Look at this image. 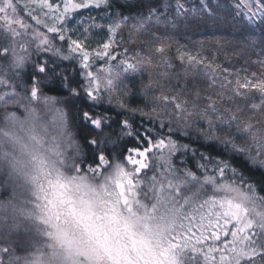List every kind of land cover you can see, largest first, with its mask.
<instances>
[{
    "label": "snow or ice",
    "instance_id": "6c2138e0",
    "mask_svg": "<svg viewBox=\"0 0 264 264\" xmlns=\"http://www.w3.org/2000/svg\"><path fill=\"white\" fill-rule=\"evenodd\" d=\"M111 7L0 0V264H264V40L255 61L234 53L237 66L187 45L173 56L159 25L141 23L165 80L140 86L144 111L129 106L128 73L153 58L118 51L128 17L90 14ZM196 7L186 24L264 33V0H174L148 14ZM171 69L199 80L191 98L171 90ZM193 135L220 151L179 138Z\"/></svg>",
    "mask_w": 264,
    "mask_h": 264
},
{
    "label": "rangeland",
    "instance_id": "374dc122",
    "mask_svg": "<svg viewBox=\"0 0 264 264\" xmlns=\"http://www.w3.org/2000/svg\"><path fill=\"white\" fill-rule=\"evenodd\" d=\"M123 1H133V0H123ZM135 1V0H134ZM200 1V0H199ZM169 2L172 3L173 1L169 0H163L157 3V5ZM189 2L190 6H193V3L195 4V0H187V3ZM156 5V6H157ZM153 7V6H152ZM171 11V10H170ZM89 12L85 10V15H88ZM90 14L92 16H96L99 18L100 23H108L107 17L111 16L113 19H119L122 17L119 13H114L110 9L105 11L100 9H93L91 10ZM188 14V16H187ZM196 13L194 11H190L186 13L183 17H177L170 15L168 19H165L164 17H156V16H149V14L144 19H138L133 20L128 18V21L126 25L120 30L117 39L123 40V43L121 46L124 45V47H127L129 49V55H136L139 54L140 57H146V56H152L153 58V64L152 65H146L142 72L140 73H132L131 71L128 73V76L130 78V84L132 81H135L136 79L139 80L141 85H147L152 81L159 80L160 83H165V80L160 76V73L163 71L161 67H158L157 64L160 61V56L155 52V46L156 43L153 41L152 47L148 48L146 47L142 41L149 38V34L147 32L141 31L140 33H136L134 30L136 28L140 27L141 23H149V24H158V34L163 37V39L171 44L172 51L171 55L174 56L175 54V47L177 45H187V47L192 51H199L203 50V53L208 56L216 55L218 62L220 63H226L227 60L225 56L218 50V46H220L219 37L211 35L208 37H197V33L201 30V34L204 35H210L212 32H218L222 26H218L215 23L207 22L206 25L202 24V28L199 29L195 24H186V21L191 20ZM205 18V17H204ZM171 20L175 21L176 27H172V24L170 23ZM107 37L106 32L99 33L97 39H105ZM133 40L135 43H130L129 41ZM95 46V44H93ZM143 75H145V79H143ZM168 77L172 80L173 86L172 91L173 92H181L185 88H187V92H185L186 95L191 98L192 92L196 89V87L200 86L199 80L196 81L189 80L187 83H185L183 79V72L178 69H171L168 71ZM142 81H141V80ZM115 103V102H114ZM21 111H23L21 109ZM171 111V108H170ZM167 119V117H164ZM195 119V118H193ZM203 126H193L190 131L192 133H196L201 130Z\"/></svg>",
    "mask_w": 264,
    "mask_h": 264
},
{
    "label": "trees",
    "instance_id": "16d2710c",
    "mask_svg": "<svg viewBox=\"0 0 264 264\" xmlns=\"http://www.w3.org/2000/svg\"><path fill=\"white\" fill-rule=\"evenodd\" d=\"M163 0H133V1H123V0H112V7L110 10L114 13H119L121 16L128 17L133 20L138 19H144L148 15V10L152 6H156L157 3ZM173 1L174 0H169ZM199 0H195V4L193 3V6H198ZM213 2H220V0H213ZM189 4V2H188ZM109 10V9H108ZM195 15H202L198 7H196ZM176 16L174 11L169 12V16ZM188 16V14H187ZM206 22H214L212 20H209L207 17L204 18ZM216 25L222 26L218 32H212L210 35H204L201 34V30L197 33V37H208L211 35L219 37L220 46H218V50L225 56L226 60H232L234 64L237 66L242 63V61H239L237 57H234V53L236 52H243L244 57L250 59V61H255L257 59V55L260 52V43L262 40H264V33H261L260 29L258 27H249L244 28L243 25L236 24L235 21H232L229 23L228 19H217L215 22ZM202 28V25L199 26V29ZM243 29V31H241ZM256 42L257 47L256 48H250L249 44L251 42ZM124 48V45L118 49V51H122ZM115 63V62H113ZM143 79H145V75L142 76ZM145 77V78H144ZM26 79V78H25ZM141 80V79H140ZM146 80V79H145ZM142 81V80H141ZM132 87V91L136 93V97L133 100V102L129 105L132 108H140L144 111H150V108L147 105V102L143 96L139 94V88L141 86V83L139 80H135L134 85L132 83L130 84ZM47 91V90H45ZM49 95H56V92H50ZM70 110L74 111L75 109L72 107V104L65 105ZM107 107V104H105ZM137 121H140V117H135ZM143 126L147 127L149 126V122L147 120L143 121ZM181 139L182 143H192L193 148H199L200 151H208L215 154L216 152L220 151L219 146L216 148H209L207 144H205L203 141L196 140V137L193 135L191 137H179ZM127 143L129 145H134V141L128 140L125 138ZM203 145V146H201ZM254 178L256 180L261 179V173L260 172H254L253 173Z\"/></svg>",
    "mask_w": 264,
    "mask_h": 264
}]
</instances>
